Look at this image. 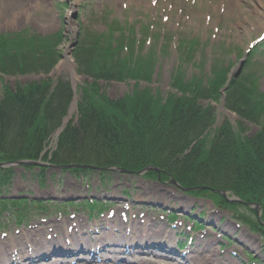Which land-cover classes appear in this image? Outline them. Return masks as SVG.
I'll return each mask as SVG.
<instances>
[{
	"label": "rangeland",
	"instance_id": "1",
	"mask_svg": "<svg viewBox=\"0 0 264 264\" xmlns=\"http://www.w3.org/2000/svg\"><path fill=\"white\" fill-rule=\"evenodd\" d=\"M18 32L22 35L8 37L12 42L3 40H35L39 46L40 40L52 37L50 45L37 52V64L46 69L29 73L24 68L26 59L19 63L20 68L5 63L7 75L0 74V93L7 90L5 84L14 88L18 83L45 77L70 80L75 65L77 86L92 88L94 93L113 100L132 96L135 81L121 77L125 66L121 56L124 41L130 47L134 42L138 54L150 50L149 59L157 54L155 74H149L142 86L154 89L164 99L179 102L180 98L185 108L193 101L203 110L204 119L209 117L211 108L214 125L219 121L216 127L225 117L239 120L237 115L222 109L223 97L239 108L245 102L248 107L242 106L247 113L257 111V103L264 100V0H0V33ZM196 39L198 45L187 55L191 40ZM245 60L232 88L221 96L227 78ZM55 63L57 66L51 70ZM181 66L184 84L178 79L177 69ZM212 74L218 78L209 84L207 80ZM214 83L217 85L213 88ZM137 88L140 90L139 85ZM226 104L224 107L228 108ZM246 124L248 134L260 128L251 121ZM55 144L53 137L49 148ZM140 146L141 150H148L142 143ZM21 194L67 205L51 206L44 211L32 206L22 223L17 221L12 208L4 211L0 216V264H9L10 256L14 264H70L67 258H33L37 257L36 247L64 244L67 235L74 241L70 249L77 250L79 244L86 248L85 254L76 256L81 264H135L133 260L138 264L194 262L191 250L201 251L204 258H215L194 264H264V239L250 229L257 221L249 208L237 207L231 212L218 207L207 196L190 195L153 177L113 172L110 179L92 176L88 182L52 169L42 185L31 171L17 167L14 183L4 187V196ZM85 200L107 203L92 210L83 203ZM69 201L75 204H68ZM127 207H132L127 213L128 223L121 215ZM174 220L185 224L171 228ZM195 221L202 222L204 227L188 229ZM54 231L62 239L48 240V234ZM169 235L175 242L170 243ZM227 237L232 241H227ZM188 238L193 241L189 243ZM98 246L99 254L94 252V259H90L89 249L98 251ZM23 251L31 259L26 260V256L22 261ZM100 259L102 262H97Z\"/></svg>",
	"mask_w": 264,
	"mask_h": 264
},
{
	"label": "trees",
	"instance_id": "2",
	"mask_svg": "<svg viewBox=\"0 0 264 264\" xmlns=\"http://www.w3.org/2000/svg\"><path fill=\"white\" fill-rule=\"evenodd\" d=\"M3 39L0 40L2 63L7 61V66L17 68L26 59L24 68L29 71L46 69L36 59L39 49L50 45V38L40 40L39 46L35 40L18 39L9 43L12 41ZM13 47L15 52L11 51ZM148 73L143 65L132 69L125 62L121 72L124 76H120L141 78ZM178 76L179 83L184 84L182 76ZM217 78L214 74L209 84ZM49 84L31 83L19 88L16 94L9 93L0 103V161L37 158L50 134L60 125L72 99V90L63 79L51 92ZM178 99L179 102L172 98L162 102L157 94L145 88L113 101L94 93L92 88H83L79 122L69 123L60 136L54 162L133 169L153 162L168 169L184 186L210 185L232 190L242 198L262 202L264 208V100L257 103V111L248 113L242 106H247L245 102L240 105L245 111L232 100L227 102L240 116L261 124L258 132L246 136L241 122L235 130L226 120L214 135L200 139L183 155L215 118L211 108L209 117L204 119L200 106L190 101L185 108ZM141 143L147 151L141 150ZM12 174V170L0 169V183L7 182ZM261 230L264 233L263 227Z\"/></svg>",
	"mask_w": 264,
	"mask_h": 264
},
{
	"label": "bare ground",
	"instance_id": "3",
	"mask_svg": "<svg viewBox=\"0 0 264 264\" xmlns=\"http://www.w3.org/2000/svg\"><path fill=\"white\" fill-rule=\"evenodd\" d=\"M57 248V247H55ZM57 249H60L61 248H57ZM53 250V249H52ZM34 253L37 254V257L33 256L34 259H39L38 257H40L41 255L42 256H46V257H54L53 253L51 252V249L46 246L44 247V245L40 248V247H36V249L34 250ZM27 256V259L26 260H29L31 259L30 257H32L31 255L29 256L28 253H25L24 251L21 252V256H20V259L25 260V257ZM191 256L194 257L195 259L197 260H200L203 261L204 263L207 262V261H214L215 258L214 256H207L208 258H204V253L200 252V253H195L194 251L191 252ZM7 260L9 261V264H14L11 256L10 257H7ZM191 264H193V262H191Z\"/></svg>",
	"mask_w": 264,
	"mask_h": 264
},
{
	"label": "water",
	"instance_id": "4",
	"mask_svg": "<svg viewBox=\"0 0 264 264\" xmlns=\"http://www.w3.org/2000/svg\"><path fill=\"white\" fill-rule=\"evenodd\" d=\"M244 63H242L241 67L239 68V72L241 71L242 67H243ZM73 111V109H71L70 113ZM69 119H70V115L67 116L62 124V126L57 130V134H60L62 132V130L64 129V127L66 126V124L69 122ZM15 164H38V162H34V161H18V162H7V163H0V166H5V165H8V166H11V165H15ZM72 166V165H71ZM75 166V165H73ZM64 167H70V166H64ZM84 167H90V168H95V167H91V166H84ZM121 171L123 172H127L128 170H124V169H120ZM148 170H157V171H160L158 168H155L153 166H148L147 168H145L142 172H145V171H148ZM140 172V173H142ZM173 183H176L175 181H173ZM176 185H178L176 183ZM180 186V185H178ZM193 188H183V190L185 191H189V190H192ZM239 201H241L242 203L244 202L243 200L239 199ZM250 204V203H248Z\"/></svg>",
	"mask_w": 264,
	"mask_h": 264
}]
</instances>
